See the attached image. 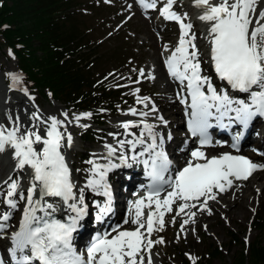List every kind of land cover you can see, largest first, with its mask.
Masks as SVG:
<instances>
[{
	"label": "snow or ice",
	"instance_id": "6c2138e0",
	"mask_svg": "<svg viewBox=\"0 0 264 264\" xmlns=\"http://www.w3.org/2000/svg\"><path fill=\"white\" fill-rule=\"evenodd\" d=\"M138 2L144 9H157L158 0ZM176 6L177 0H164L159 14L176 22L180 29L176 46L172 49L164 46L169 53L164 64L179 85L176 95L185 108L187 132L196 142L191 149H187L188 141L184 142L188 151L185 164L176 168L169 158L166 137L157 131L168 122L158 114L150 97L139 95V88L134 91L136 103L148 111L130 108L126 114L143 119L121 124L125 135L132 139L118 140L119 148L106 145L107 156L99 158L104 163L97 159L87 161L91 168L80 187L73 179L74 170L64 151L73 143L68 131L73 120H69L68 113L63 112L61 119L42 117L37 110L30 117V125L21 124L19 115L15 119L9 115V124H0V153L10 150L12 171L26 170L29 183L25 190L20 180L12 179L11 175L0 182L7 186L6 190L0 188L6 209L0 210V239L10 241L6 249L8 260L0 255V264H153L152 249L165 242L163 237L153 239V233L164 231L167 214L175 211L176 215L187 217L180 226L183 232L185 225L195 222L197 212L211 214L209 201H216L236 181L248 180L256 171H264V164L244 155L232 152L210 155L206 151L215 147L211 129L228 131L231 147L239 152L253 122L264 119V5L260 0H192V6L200 10L198 19L207 25L204 34L207 60L223 87L205 74L193 24L187 12L174 10ZM9 75L13 88L20 85L23 79L20 74ZM139 76H145L143 69ZM148 78L155 79L151 74ZM22 90L27 94V88ZM91 115L90 112L75 115L74 122L87 128L89 125L80 121ZM150 115H155L158 124L148 122ZM133 128L140 129L138 135L131 131ZM171 139L169 132L167 140ZM125 145L129 147L126 149ZM258 154L264 156V152ZM133 164L145 169L149 182L143 186L144 194H135L137 199L130 202L122 224L95 234L85 250L78 251L74 238L88 227L91 215L85 192L104 198L103 203L94 201L97 210L94 220L103 221L113 211L109 174ZM21 201L24 208L13 228L10 222ZM170 222L175 223V216ZM190 259L196 264L195 257Z\"/></svg>",
	"mask_w": 264,
	"mask_h": 264
},
{
	"label": "rangeland",
	"instance_id": "374dc122",
	"mask_svg": "<svg viewBox=\"0 0 264 264\" xmlns=\"http://www.w3.org/2000/svg\"><path fill=\"white\" fill-rule=\"evenodd\" d=\"M92 1L102 6V9L97 8L94 14L88 8ZM190 3H192V0H177L175 10L181 13L187 12L190 22L192 23L196 18L188 8ZM129 5H131V8H129ZM158 7H161V4ZM77 9L81 10L86 15L85 20L88 25L93 24L95 26L93 37L98 41V47L96 49L98 50L99 56L96 67L97 73L95 76L100 77L103 73L112 71V76L107 79V81L109 85H117V87L120 88L121 101L120 106L117 108V112L113 113L103 110L101 114L98 112L92 113L90 118H85L80 121L81 124L89 125L87 128H82L77 126L74 122V116L83 113H91V110H80L74 108L72 105L60 103L50 95V92H48L47 97L42 98L37 91L23 82V79L20 85L17 86V93L25 96L30 103L33 104V109L35 110L36 108V111L39 110V113L44 114L45 117H63L62 113L67 112L69 120H73V122L70 123V127L68 126V131L76 137V144L75 147L72 148L69 158L71 164H73V173L79 181L78 187H80L84 185L89 175L87 170L91 168V165L88 164L87 161L95 159L96 154L103 152L106 145L115 147L118 144V140L131 139V136L127 138L124 137L125 131L122 130L121 127V124L124 122L123 116L128 113V110L130 108H136L138 112L148 111V109H145L141 104L136 103V96L134 95L135 89L139 88V95L141 97H150L151 101L158 109V114L162 115L168 122L167 124L169 125L166 128L160 125V130H164L166 134L171 132L172 135L171 142H168L167 147H178V151L182 150L185 140L178 141L175 134L179 132L183 135L185 132L183 133V119L181 116L179 118L178 114V110H182V104L177 102L178 98L176 93L179 91L178 87L172 84V95L168 97L162 89L161 82L156 79L154 74L151 75H153L155 79L148 78L150 74L149 70L153 67L156 57H160V61L163 64L166 58L164 46L167 45L169 49L175 47L176 35H178L179 32L178 24L173 21L165 22L166 20L163 17H157L158 12L156 11L151 13V17L149 15L146 16L140 8L135 6L133 0H90L89 2H83ZM153 21L158 22L159 27H156L157 25H152ZM192 24L197 37V47L201 51V59L204 62L202 66L204 67L205 74H207V72L210 71V64L207 60L208 46L205 43L204 34L200 32V26L195 23ZM169 29L174 33V39L171 41L168 39L169 35L167 32ZM148 33H151L156 40H159V45L149 40ZM161 40L162 43H160ZM13 52V49L9 47L4 48L0 45V80H3V87L7 90H9L12 85L9 74L16 73L21 75L18 62ZM141 69L145 72L143 78L139 76ZM23 88H27V94L22 90ZM116 93L117 92L113 94ZM33 95H35V97ZM174 109L176 110L175 112ZM33 111L30 110V114L33 113ZM97 120H103L104 125L100 127ZM87 131H97L98 134L102 135L103 140L100 142L92 140L84 141L82 134ZM132 131L138 135L140 129ZM110 133L114 135H110ZM258 149L260 148L258 147ZM137 151H139V149ZM174 151L177 155L176 150ZM85 152L89 155V159L86 162L83 161L84 156H82ZM252 156L259 157V160L264 159V156L258 155L255 150H252ZM2 157L3 154L0 153V160ZM184 157L188 158L187 150H185ZM184 157L180 159L181 164L186 162ZM114 159L116 160V157H114ZM77 169L78 171H76ZM5 174L12 175V170L5 168ZM260 174H262L261 171H259L255 177L253 176L250 179L251 181L242 185L243 188L241 187L238 190V187H236L232 189V191L229 190L228 193L221 196V199L231 200L242 189L253 188L254 192L252 197L255 193L253 206L249 209L247 214L240 217V219L234 220L232 217L227 216L215 217L213 215L214 212L211 211L210 215L212 216L201 222L199 226L190 222L184 226V231L181 232V223L183 219L187 217L176 215L175 211L174 214H169L167 216L169 219L168 226L163 232L158 234L155 233L153 239L163 237L164 241H168L170 244L168 247H165V244L154 246L152 249L153 264H182V258H186L192 262L190 257H195L196 262H199V264H231L235 257H238L241 253V243H239V240L244 239L249 242L261 238V231L257 225L261 227V224H263L262 227L264 229V196L261 190L256 189L258 186L256 182L259 181L257 179ZM24 177L25 175L23 173L17 172L13 179L24 180ZM112 178L117 180L119 174L113 173ZM131 192V189L127 191L128 196H130ZM90 196L91 192L86 191V202ZM118 198L119 201L122 202V196ZM0 207L3 208L2 198H0ZM19 210H21V207ZM17 212L18 211L15 213ZM203 213L206 216L209 215L208 212L201 211L197 212L196 216H201ZM173 216H175L174 224L170 222ZM125 218L126 216L124 219ZM11 230L13 229L9 231ZM233 235L236 236L234 240ZM215 247L220 248V253L214 255L212 258L211 252ZM154 257L157 259L155 260Z\"/></svg>",
	"mask_w": 264,
	"mask_h": 264
},
{
	"label": "trees",
	"instance_id": "16d2710c",
	"mask_svg": "<svg viewBox=\"0 0 264 264\" xmlns=\"http://www.w3.org/2000/svg\"><path fill=\"white\" fill-rule=\"evenodd\" d=\"M89 1L0 0V45L14 50L23 82L40 97L50 92L58 102L76 109L115 113L120 106V88L107 81L112 71L95 76L99 57L98 41L93 37L95 26L88 25L86 15L77 9ZM88 8L94 14L102 6L92 1ZM97 122L100 127L104 125L103 120ZM93 132L83 133L84 141L103 140L102 135ZM82 156L85 162L89 159L86 152ZM262 226L257 225L261 238L239 240L241 253L231 264H264ZM218 253L220 248L215 247L212 258ZM182 264L192 262L182 258Z\"/></svg>",
	"mask_w": 264,
	"mask_h": 264
},
{
	"label": "bare ground",
	"instance_id": "6f19581e",
	"mask_svg": "<svg viewBox=\"0 0 264 264\" xmlns=\"http://www.w3.org/2000/svg\"><path fill=\"white\" fill-rule=\"evenodd\" d=\"M260 3L262 5H264V0H260ZM140 8H141V11L144 12L146 16L149 15L150 17H151V13L155 10V9H151V10H147L146 11V10H144V8H142V7H140ZM188 8H189L190 12H192L194 14L195 18H196V20L194 19L192 21V23L198 24L200 26V32L205 34L207 32V25H205L203 22H201L198 19V16L200 14V10L195 8V7H193L192 3H190L188 5ZM174 10H175V8H174ZM257 10L259 11V6H258ZM157 17L162 18V16L159 14V11L157 13ZM165 22H168V21H165ZM152 25H157L156 27H159L158 22H154L153 21ZM192 31H193V29H192ZM167 33L169 35L168 39L170 41L173 40L174 39L173 31L171 29H169ZM147 35L149 36L148 38H149L150 41H152L153 43L159 45V40H156L151 33H148ZM176 36L177 37L175 39V43H177V41H178V35H176ZM160 43H162V40H161ZM205 43L207 44L206 41H205ZM165 54H166V57L169 55L168 52H166ZM163 64H164V61H163ZM163 64L160 61V57H158V58L156 57L155 58V63L153 65V67L150 68L149 71H150V74H154L156 79H158L161 82L162 89L167 94L166 96L171 97L172 90H173L172 84L176 87L177 86V82L174 81L169 76V74L167 72V69H166V66H165V64L164 65ZM2 81L3 80H0V124L8 125L9 124V121H8V116L9 115H11L13 119H15L17 115H19L21 124L30 125L31 124L30 117L32 115V113L30 114V110L31 111L34 110L33 109L34 108L33 104L30 103V101L25 96H22V95L17 93L18 92V88L17 87L13 88L12 85H11V88L9 90L4 89V87H3L4 84H3ZM175 98H176V96H175ZM173 108H174V106H173ZM175 111L176 110L174 109V112ZM34 112H36V108L33 111V113ZM178 114H179V118H180V116L181 117L183 116V112L181 110H178ZM40 115H42V117H45L44 114H40ZM58 118L63 119V117H58ZM141 119H143V118L140 117V116H132L130 114H125L123 116V121L124 122L125 121H130V120L131 121H139ZM147 120H148L149 123H157L158 124V121H156V119H155V115H150L147 118ZM168 125L169 124H167V126ZM68 126L70 127V123L68 124ZM167 126H165V128ZM122 130L125 131V129H123V128H122ZM131 130L137 131L138 129L137 128H133ZM157 131L162 132L165 135V137H166L165 147H167L168 142H171V140H167V134L165 133L164 130H160V126L157 128ZM178 133L179 132H176V134H175L177 139H178V141H184V140L186 141L187 140L188 141L187 149L193 148L194 144H196L194 142V140L191 139V138H188L186 134L182 135V134H180V133L178 134ZM183 133H184V131H183ZM72 136H73L72 146L69 147V148H66L64 150L65 154H66V159L69 161V164H70L71 168H73V164H71V160L69 158L70 157L69 154H70L72 148H74L75 144H76V137L74 135H72ZM124 137L127 138L129 136H126L124 134ZM176 137H175V139H176ZM131 139H132V137H131ZM114 140H116V139H114ZM225 145L228 147V144H225ZM115 147L119 148V145L117 144ZM128 147H129L128 145H125L126 149ZM261 147L263 148V144L262 143H261ZM175 148H176V152L178 154L176 156H178L179 159H183L181 157H184L185 150H187V149H185V146L183 145L182 146L183 150H179V151H178V147H175ZM217 148H218V145H215V147L207 148L206 151L210 155H212V154H215V152L217 151ZM174 153H175V151H174ZM2 154H3V157L0 160V182H2L3 180H6L8 178V176H9L8 174H5V168H9V169L12 170L13 165H14V161L10 157V150H6ZM5 155H8V156H5ZM105 156H107V148H105V150L103 152H101L99 154H96L95 159H97V162H99V163H104L105 161L103 159H99V158L105 157ZM112 159L115 160L114 157ZM184 159L187 160L188 158L184 157ZM253 160L256 163L264 164V159L259 160V157H254ZM116 162L118 163L119 161L117 160ZM15 173H17V172H15ZM15 173L12 171V175L10 174L12 176V179L14 178ZM114 173L119 174V178L116 180V183H115L116 186L113 185V196L115 197L114 205H116L117 211H116V219L114 218V220H112L110 226L108 227V230H110L113 226L119 225V224H121L123 222V221L119 222V218L122 217L121 213H122L123 209L128 207V205H126V203H125V201L127 200V197H128L127 191L130 190V189L131 190L133 189V191H136V190L139 191L138 190V188H139L138 182L142 180V176L137 172V170L134 167V165L131 168L121 167V168L115 170ZM257 173H259V171H256L255 174L253 173V175L247 181L246 180L236 181L234 186L230 190L232 191V189H234L236 187H238V190L241 187L243 188L242 185H245L246 183L251 181L250 179L253 176L255 177V175ZM261 173L262 174H260L259 178L257 179L259 181L256 182V184L258 185L256 187V189L257 190H261L263 192V196H264V171H261ZM23 174L25 175V177L23 178L24 180L20 179V184H21V187L26 190L27 186H28V183H29V176L27 175L26 170H25V172H23ZM73 179H74V181L76 182V184L78 186V182L79 181L77 180V178H76L74 173H73ZM6 187H7L6 185L0 184V188H4L6 190ZM124 187H126V188L124 189ZM134 188H135V190H134ZM228 191L218 195L216 201H209L208 207L211 209V211L214 212L213 215L215 217H218V216L219 217H224V216L226 217L227 216V217H232L234 220L240 219V217L246 215L247 212L249 211V209L253 206V203H254V200H255V197H254L255 193H254V196L252 197L253 192H254L253 188L250 187V188L245 189V190L242 189L231 200L221 199V196L226 194V193H228ZM143 193L144 192H142V194L141 193L140 194L143 195ZM119 196H122V202L119 201V198H118ZM123 201H124L125 205H124ZM20 207H21V210H19L17 213H14L13 219L10 222L13 225V228L15 226H17L18 222L20 221L21 213H22L23 208H24V201L20 202ZM0 210H6L4 204H3V208L0 207ZM169 214H174V212L173 213H169ZM169 214H167L165 216V228L168 226L169 219L167 218V216ZM211 216L212 215H207L206 216L203 213L201 216H196V219H195L194 223L196 224V226H199V224L201 222H203L204 220H206L207 218H209ZM121 220H124V215L121 218ZM114 222H115V225H114ZM87 223H88V221H87ZM88 226H89V224H88ZM124 227H130V226L129 225H124ZM153 236H155V233H153ZM7 241H8V243H10V241L8 239H7ZM164 244L166 245L165 247H168L170 243L168 241H165ZM154 259L156 260L157 258L154 257Z\"/></svg>",
	"mask_w": 264,
	"mask_h": 264
}]
</instances>
